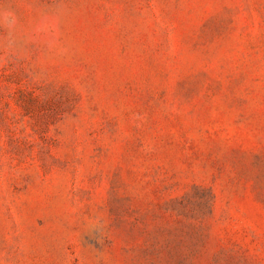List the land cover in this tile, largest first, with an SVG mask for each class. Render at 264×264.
<instances>
[{
	"label": "rangeland",
	"instance_id": "obj_1",
	"mask_svg": "<svg viewBox=\"0 0 264 264\" xmlns=\"http://www.w3.org/2000/svg\"><path fill=\"white\" fill-rule=\"evenodd\" d=\"M0 264H264V0H0Z\"/></svg>",
	"mask_w": 264,
	"mask_h": 264
}]
</instances>
